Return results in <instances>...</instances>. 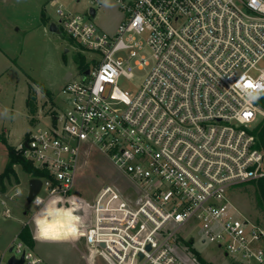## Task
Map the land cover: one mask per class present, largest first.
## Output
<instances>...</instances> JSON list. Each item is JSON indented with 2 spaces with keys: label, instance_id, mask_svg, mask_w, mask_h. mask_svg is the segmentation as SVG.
Returning a JSON list of instances; mask_svg holds the SVG:
<instances>
[{
  "label": "built area",
  "instance_id": "obj_1",
  "mask_svg": "<svg viewBox=\"0 0 264 264\" xmlns=\"http://www.w3.org/2000/svg\"><path fill=\"white\" fill-rule=\"evenodd\" d=\"M110 1L121 14L111 35L94 23L102 0H90L85 15L57 8L71 45L99 57L91 58L89 75L63 89L64 115L53 114L50 128L34 126L19 146L49 175L38 197L71 192L83 153L94 149L129 184L102 185L84 228L85 245L109 263L184 264L173 245L193 221L204 244L239 263L264 264V229L231 201L235 189L264 177L253 134L263 114L264 0ZM141 34L154 62L131 96L117 83L133 78ZM7 253L0 264H46L20 239Z\"/></svg>",
  "mask_w": 264,
  "mask_h": 264
},
{
  "label": "rangeland",
  "instance_id": "obj_2",
  "mask_svg": "<svg viewBox=\"0 0 264 264\" xmlns=\"http://www.w3.org/2000/svg\"><path fill=\"white\" fill-rule=\"evenodd\" d=\"M52 1L0 0V135L4 136L8 146L16 149L28 139L34 126L40 124L50 128L52 115L62 116L66 112L69 98L63 89L69 83L81 81L75 56L80 54L87 66L91 58L99 57L94 52L75 49L63 26L61 35L48 32L50 23L59 22V5L68 13L85 15L90 0H54L57 2L55 6ZM97 9L94 23L104 32L114 34L121 21L117 5L110 1L108 6L103 3ZM42 12L45 14L44 21L41 19ZM135 40L143 46L136 49L137 57L131 62L133 78L122 77L117 83L122 91L131 96L137 93L154 62L151 49L145 45L146 35H136ZM117 57L126 60L128 55L121 52ZM141 57L146 58L148 66L138 69L134 61ZM39 85H43L49 94L43 92ZM259 123H264V110L258 118ZM7 161L5 145L0 142V174ZM14 169L16 177L10 176V180L5 181L7 191L4 195L0 194V256L4 254L5 259L9 257V247L19 240L18 235L25 227L29 229L34 252L46 264H111L101 250L86 246L78 236L76 239L59 241L36 239L33 216L39 209L34 203L27 202L32 178L20 166ZM109 183L121 189L129 185L111 161L98 151L89 149L83 153L73 190L67 195H57L64 200L56 205L58 209L71 214L72 210L79 218L77 229L76 218L72 214L77 233L82 223L88 224L96 193L102 185ZM256 188V182L240 186L232 193L231 201L243 217L264 229V212L257 208ZM6 209L10 210V217L4 215ZM178 241L173 245L174 253L184 264H200L198 256L210 264L236 263L235 257L225 256L216 244H204L201 226L193 221L180 229Z\"/></svg>",
  "mask_w": 264,
  "mask_h": 264
},
{
  "label": "trees",
  "instance_id": "obj_3",
  "mask_svg": "<svg viewBox=\"0 0 264 264\" xmlns=\"http://www.w3.org/2000/svg\"><path fill=\"white\" fill-rule=\"evenodd\" d=\"M41 19H42V21L45 20L44 12H42V14H41ZM61 32H62V30H61ZM69 42H70V44H73L72 41L69 40ZM75 62L78 66L79 73H84L85 70L88 68V66L84 64V61H83L80 54H77L75 56ZM39 88L43 92H46L47 94H49L43 85H39ZM260 103H261L262 109L264 110V99ZM28 105H29V107L31 106L30 102H28ZM253 134L257 138V148L264 152V123H259V125H257V127L254 129ZM0 142L5 145V148H6V151L8 154V161H7L6 167L3 171V173L0 174V194L4 195L7 191V186H6L5 181H9L10 176L16 177V172L14 169L15 166H20L22 168V171H24V173L30 175L32 179L33 178L42 179L44 177L49 176L45 169H40V168H37L36 166H34L23 155L22 149H16V148H13L11 146H8L6 139L4 138L3 135L2 136L0 135ZM16 181H17V179H16ZM255 182H256V186H257V188H256V190H257L256 191V205L260 211L264 212V177L255 181ZM18 238L21 241H23L25 244L30 246L31 248H34V243L30 240L29 229L24 227L20 231ZM198 262L200 264H210V263H207L204 260H202L200 258V256H198Z\"/></svg>",
  "mask_w": 264,
  "mask_h": 264
},
{
  "label": "clouds",
  "instance_id": "obj_4",
  "mask_svg": "<svg viewBox=\"0 0 264 264\" xmlns=\"http://www.w3.org/2000/svg\"><path fill=\"white\" fill-rule=\"evenodd\" d=\"M102 2L105 6H108V0H102ZM257 87H260V85H257ZM63 200V197L53 196L45 203L40 197L35 198L33 203L39 209L33 216L36 239L59 241L77 238V229L73 226L72 214L56 207Z\"/></svg>",
  "mask_w": 264,
  "mask_h": 264
},
{
  "label": "water",
  "instance_id": "obj_5",
  "mask_svg": "<svg viewBox=\"0 0 264 264\" xmlns=\"http://www.w3.org/2000/svg\"><path fill=\"white\" fill-rule=\"evenodd\" d=\"M90 14L92 16L95 15V10L94 9H90ZM60 22L58 23H50L49 27H48V32L51 34H55V35H61V28H60ZM89 75V71L86 70L84 72L83 75V79L85 78V76ZM24 146L27 147V142L24 143ZM42 188V181L40 179L37 178H33L30 179L29 181V192H28V197H27V202L29 204L33 203V201L35 200L36 197H38L40 191ZM80 240L85 241V230H81V238ZM102 247H104V245H101ZM8 264H23V259H21L20 261H16L14 258L10 259ZM234 264H244V263H239L236 262Z\"/></svg>",
  "mask_w": 264,
  "mask_h": 264
},
{
  "label": "bare ground",
  "instance_id": "obj_6",
  "mask_svg": "<svg viewBox=\"0 0 264 264\" xmlns=\"http://www.w3.org/2000/svg\"><path fill=\"white\" fill-rule=\"evenodd\" d=\"M77 219V221H76V226H77V229H78V225H80L78 222H79V218L78 217H76ZM85 226H86V223L84 224V223H82L81 224V228H80V231L78 230V233H77V236L78 237H80L81 238V230H84V228H85Z\"/></svg>",
  "mask_w": 264,
  "mask_h": 264
},
{
  "label": "crops",
  "instance_id": "obj_7",
  "mask_svg": "<svg viewBox=\"0 0 264 264\" xmlns=\"http://www.w3.org/2000/svg\"><path fill=\"white\" fill-rule=\"evenodd\" d=\"M52 5L53 6H55V5H57V2L56 1H52ZM59 7H62L61 5H59ZM63 8V7H62ZM42 14V13H41ZM29 32V31H28ZM71 212H72V214H73V211L71 210ZM73 216H75L74 214H73ZM75 218H76V216H75ZM77 219V218H76ZM77 221V220H76Z\"/></svg>",
  "mask_w": 264,
  "mask_h": 264
},
{
  "label": "snow or ice",
  "instance_id": "obj_8",
  "mask_svg": "<svg viewBox=\"0 0 264 264\" xmlns=\"http://www.w3.org/2000/svg\"><path fill=\"white\" fill-rule=\"evenodd\" d=\"M248 86L251 87L252 85L249 84ZM245 115H246V116H247V115H250V113H246Z\"/></svg>",
  "mask_w": 264,
  "mask_h": 264
}]
</instances>
